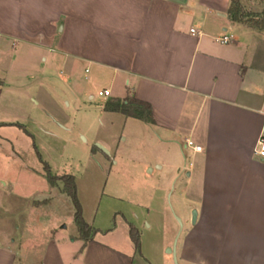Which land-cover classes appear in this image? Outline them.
I'll return each mask as SVG.
<instances>
[{
	"label": "crops",
	"instance_id": "1",
	"mask_svg": "<svg viewBox=\"0 0 264 264\" xmlns=\"http://www.w3.org/2000/svg\"><path fill=\"white\" fill-rule=\"evenodd\" d=\"M231 1L0 0V92L19 85L5 76L27 74L35 60L43 83L68 80L74 106L94 99L91 87L109 90L95 108L103 132L92 142L144 171L152 156L163 189L182 172L186 195L175 203L189 212L179 246L180 234L152 241L140 232L137 252L127 224L88 242L77 232L27 248L0 236V264H174L172 240L177 264H264V161L255 153L264 140V31L232 22ZM239 1L248 12L264 7ZM128 94L150 104L153 125L103 110ZM178 148L190 151L188 166L174 163ZM157 205L162 220L164 199Z\"/></svg>",
	"mask_w": 264,
	"mask_h": 264
},
{
	"label": "rangeland",
	"instance_id": "2",
	"mask_svg": "<svg viewBox=\"0 0 264 264\" xmlns=\"http://www.w3.org/2000/svg\"><path fill=\"white\" fill-rule=\"evenodd\" d=\"M42 65L35 60L27 74L5 76L6 81L19 85L0 92V236H10L22 248L39 246L48 235L61 243L76 236L73 203L61 183L48 184L43 171L46 163L52 175L74 177L82 217L92 221L97 231L117 227L118 233L132 224L139 240L140 232L153 241L166 231L173 237L180 234L179 246L189 213L175 203L178 193L186 195V190L178 189L182 172L163 189V177H156L160 162L152 156L144 171L142 166L97 148L92 139L103 132L94 114L101 103L97 90L90 88L92 101L84 95L74 106L68 80L51 78L43 83L39 77ZM9 124L22 125L32 137ZM173 160L188 166L190 151L178 148ZM150 199L154 201L147 210ZM161 199L167 208L164 225L157 205ZM150 223L151 232L147 233ZM169 245L173 247V240Z\"/></svg>",
	"mask_w": 264,
	"mask_h": 264
},
{
	"label": "trees",
	"instance_id": "3",
	"mask_svg": "<svg viewBox=\"0 0 264 264\" xmlns=\"http://www.w3.org/2000/svg\"><path fill=\"white\" fill-rule=\"evenodd\" d=\"M228 16L232 22L247 24L250 27L264 31V7L260 13L248 12L244 10L239 0H232L228 9ZM103 110L105 112L120 113L128 118L154 124L150 104L136 99L132 94H128L123 100L111 99L106 101L103 105ZM9 126H14L20 129L26 136L32 137L22 125L9 124ZM43 171L48 184L55 186L56 183H61L63 193L71 199L74 206L73 221L80 238L85 242L92 240L98 231L88 225L82 217L81 207L76 198L74 177L67 174L60 176L52 175L46 163H43ZM128 227L130 240L134 244L135 250L139 252L140 240L137 229L132 224H128Z\"/></svg>",
	"mask_w": 264,
	"mask_h": 264
},
{
	"label": "built area",
	"instance_id": "4",
	"mask_svg": "<svg viewBox=\"0 0 264 264\" xmlns=\"http://www.w3.org/2000/svg\"><path fill=\"white\" fill-rule=\"evenodd\" d=\"M218 42L220 43H223V44H226V43H229L231 41V38L229 37H222V38H219L217 40ZM97 96L98 98H101V99H106L108 97H110V92L109 90H102V91H99L97 93ZM186 147L192 149L194 152H201L202 149L198 146H195L194 144H192V142H188L186 141ZM255 153L258 155V157L264 161V140L263 139H259L258 142H257V147H256V150H255Z\"/></svg>",
	"mask_w": 264,
	"mask_h": 264
},
{
	"label": "water",
	"instance_id": "5",
	"mask_svg": "<svg viewBox=\"0 0 264 264\" xmlns=\"http://www.w3.org/2000/svg\"><path fill=\"white\" fill-rule=\"evenodd\" d=\"M97 147H98L100 150H102L103 152L106 153L105 148H103L101 145H97ZM177 220H178V219H177ZM195 220H196V211L193 210V212H192V223H195ZM178 221H179V220H178ZM179 222H180V221H179ZM63 228H64V226H63ZM167 252H168L169 254H171L174 264H177V261H176V253H175V243H174V245H173L172 248H170L169 250H167Z\"/></svg>",
	"mask_w": 264,
	"mask_h": 264
}]
</instances>
